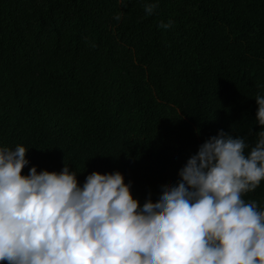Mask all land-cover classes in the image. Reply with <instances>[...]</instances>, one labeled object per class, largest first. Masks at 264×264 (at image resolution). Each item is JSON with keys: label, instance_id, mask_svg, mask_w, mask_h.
<instances>
[{"label": "trees", "instance_id": "16d2710c", "mask_svg": "<svg viewBox=\"0 0 264 264\" xmlns=\"http://www.w3.org/2000/svg\"><path fill=\"white\" fill-rule=\"evenodd\" d=\"M151 2L0 0V145L28 148L23 174L120 170L142 204L219 129L256 143L264 0Z\"/></svg>", "mask_w": 264, "mask_h": 264}, {"label": "clouds", "instance_id": "9594fccd", "mask_svg": "<svg viewBox=\"0 0 264 264\" xmlns=\"http://www.w3.org/2000/svg\"><path fill=\"white\" fill-rule=\"evenodd\" d=\"M254 98L250 150L219 129L142 204L120 170H93L82 185L66 163L23 174L28 148L0 145V264H264V204L244 195L264 181V94Z\"/></svg>", "mask_w": 264, "mask_h": 264}]
</instances>
